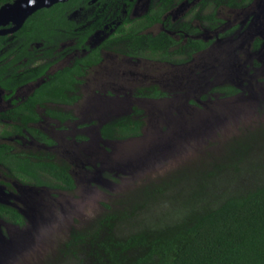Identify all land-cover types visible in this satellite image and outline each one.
<instances>
[{
    "label": "rangeland",
    "instance_id": "obj_1",
    "mask_svg": "<svg viewBox=\"0 0 264 264\" xmlns=\"http://www.w3.org/2000/svg\"><path fill=\"white\" fill-rule=\"evenodd\" d=\"M227 1L224 36L187 64L106 55L86 77L74 119L61 124L43 118L41 128L58 158L71 166L76 186L53 191L0 183V202L26 219L19 226L0 217V264H76L65 254L72 230L91 232L110 213L124 215L119 232L125 236L135 223H170L258 186L247 183L263 176L264 39L253 45L260 34L264 38L256 18L264 0L236 9ZM154 83L163 96H146L144 89ZM223 83L235 84L240 93L226 97L217 90ZM127 117L142 119L139 135L116 133L115 123ZM22 142L39 147L29 136ZM245 143L247 154L236 156ZM209 172L213 177H206Z\"/></svg>",
    "mask_w": 264,
    "mask_h": 264
},
{
    "label": "flooded vegetation",
    "instance_id": "obj_2",
    "mask_svg": "<svg viewBox=\"0 0 264 264\" xmlns=\"http://www.w3.org/2000/svg\"><path fill=\"white\" fill-rule=\"evenodd\" d=\"M222 2L81 0L73 10L66 12L70 30L62 24L64 17L58 16L60 23L55 26L56 31L45 33L47 39L31 43L28 50L34 56L26 57L23 64L14 63L18 51L14 45L22 39L16 36L18 31L0 36L8 37L7 45L0 48V183L7 189H13L14 184L20 182L62 191V183L50 173L39 170L35 177L28 173L29 164L34 161L49 159L62 163L52 150L54 141L41 128L43 118L50 117L61 124L74 119L72 107L81 98V87L106 55L113 59L124 55L184 65L195 55L204 53L224 36L220 30L225 23ZM251 2L228 0L226 5L236 9ZM258 16L260 27H264V4ZM262 35L255 40V49L261 46ZM63 89L66 100L58 96ZM217 90L226 97L240 93L233 83H223ZM144 93L154 98L164 95L156 83L144 89ZM15 115H38L39 119L25 127ZM28 136L35 139L39 147L24 146L22 140ZM67 165L71 172V166ZM21 215L23 224L5 214L0 217L24 226L26 219Z\"/></svg>",
    "mask_w": 264,
    "mask_h": 264
},
{
    "label": "trees",
    "instance_id": "obj_3",
    "mask_svg": "<svg viewBox=\"0 0 264 264\" xmlns=\"http://www.w3.org/2000/svg\"><path fill=\"white\" fill-rule=\"evenodd\" d=\"M14 1L0 0V8ZM80 1L58 3L29 17L16 35L22 39L14 45L18 50L14 63L23 64L26 57L32 59L34 53L28 50L31 43L47 39L45 33H54L55 26L60 23L58 16L64 17L62 24L70 30L71 22L66 19V12L73 10ZM7 39L0 37V48L7 45ZM58 96L66 100L64 89ZM15 119L27 127L39 118L38 115H15ZM141 125L143 121L122 118L115 123L116 133L120 137H133L139 134ZM105 132L108 136L110 131L106 129ZM239 147L234 150L236 156L246 155L247 143ZM29 167L31 176L35 177L36 172L42 170L57 177L62 191L75 189L74 177L63 161H34ZM214 169L219 172L223 168ZM259 171L263 176L256 180L263 179V182L247 183L250 187L258 184L253 189L234 192L215 207L190 209L191 212L180 219H171L170 223L140 227L135 223V231L125 236L119 232L124 215L110 213L91 232L72 230L65 244V254L75 259L76 264H264V165ZM206 177L213 175L209 172ZM163 190L159 189L158 193L162 194ZM131 211L130 218L134 216ZM0 214L11 216L16 223H24L14 206L0 204Z\"/></svg>",
    "mask_w": 264,
    "mask_h": 264
},
{
    "label": "water",
    "instance_id": "obj_4",
    "mask_svg": "<svg viewBox=\"0 0 264 264\" xmlns=\"http://www.w3.org/2000/svg\"><path fill=\"white\" fill-rule=\"evenodd\" d=\"M69 0H15L0 8V36L13 34L19 31L25 22L37 11L44 8H51L58 3H65ZM263 5V4H261ZM259 5L262 10L263 6ZM258 16V15H257ZM260 16H258L259 19ZM11 25L10 28L7 26Z\"/></svg>",
    "mask_w": 264,
    "mask_h": 264
}]
</instances>
